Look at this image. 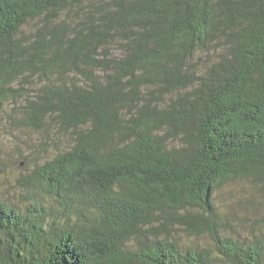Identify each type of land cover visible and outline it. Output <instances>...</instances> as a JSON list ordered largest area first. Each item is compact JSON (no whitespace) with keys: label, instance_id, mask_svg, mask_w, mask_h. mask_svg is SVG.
I'll return each instance as SVG.
<instances>
[{"label":"trees","instance_id":"trees-1","mask_svg":"<svg viewBox=\"0 0 264 264\" xmlns=\"http://www.w3.org/2000/svg\"><path fill=\"white\" fill-rule=\"evenodd\" d=\"M1 119L67 144L0 201V264H264L214 205L264 198V0H0Z\"/></svg>","mask_w":264,"mask_h":264},{"label":"rangeland","instance_id":"rangeland-1","mask_svg":"<svg viewBox=\"0 0 264 264\" xmlns=\"http://www.w3.org/2000/svg\"><path fill=\"white\" fill-rule=\"evenodd\" d=\"M38 23H30L24 28L23 42L33 39ZM31 82V83H30ZM16 82L12 88L19 93H34L38 85L45 83V78L34 77L29 83ZM24 90V91H23ZM21 103L22 97L13 100ZM53 130V129H52ZM49 136L51 139H49ZM54 141V142H53ZM54 143H56L54 145ZM66 136L58 133H37L16 130L5 119L0 120V201L23 208L27 206L29 196L21 185V178L30 174L33 167L66 147ZM47 149V152L44 151ZM264 198L248 181H236L224 185L214 195V205L221 218L227 220V233L233 237L251 240L257 234L264 239ZM48 204L47 202H44ZM54 218L53 214L48 220ZM182 244L189 245L192 238L181 236ZM206 243V240L203 241ZM184 245V246H185Z\"/></svg>","mask_w":264,"mask_h":264}]
</instances>
